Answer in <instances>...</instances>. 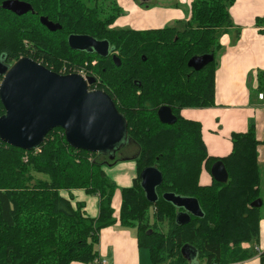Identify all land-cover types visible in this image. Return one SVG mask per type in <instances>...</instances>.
I'll return each instance as SVG.
<instances>
[{"label":"trees","instance_id":"1","mask_svg":"<svg viewBox=\"0 0 264 264\" xmlns=\"http://www.w3.org/2000/svg\"><path fill=\"white\" fill-rule=\"evenodd\" d=\"M23 1L31 10L20 16L0 7V56L7 62L27 56L57 73L63 60L95 58L97 64L89 72L95 82L89 89L106 92L124 116L128 140L136 147V176L119 190L115 216L113 185L104 167L116 164V157L95 160L97 154L108 156L73 148L60 127L31 150L0 140V264H94L99 230L117 221L136 228L137 245L147 249L148 264H233L250 259L245 244L257 239L264 216L257 153L261 141L254 125L232 132L230 153L218 158L208 155L200 123L179 113L214 104L216 55L220 37L232 26L229 7L235 0H193L191 17L178 21L182 28L146 30L113 27L121 14L116 0ZM40 16L61 28L49 31ZM255 25L264 32V16L257 17ZM71 34L107 40L119 65L110 54L71 49ZM204 54L214 59L200 70L188 66L191 57ZM258 82L261 91V72ZM161 105L171 107L174 124L159 121ZM4 112L0 101V116ZM218 160L225 165L227 182L212 178L201 184L202 168L210 172ZM147 166H156L163 176L155 203L146 200L140 186L139 173ZM76 190L98 197L97 216L86 215L84 203L75 200ZM165 192L195 197L203 216L191 215L186 224H178L180 209L162 198ZM257 198L262 205L251 207ZM259 258L264 264V252Z\"/></svg>","mask_w":264,"mask_h":264},{"label":"water","instance_id":"2","mask_svg":"<svg viewBox=\"0 0 264 264\" xmlns=\"http://www.w3.org/2000/svg\"><path fill=\"white\" fill-rule=\"evenodd\" d=\"M0 7L18 16L31 10L30 4L23 0H4ZM39 21L52 32L61 28L60 24L45 16H40ZM67 41L73 50L95 52L101 56L109 54L107 40L71 34ZM112 59L119 65L120 60L115 54ZM213 59L211 54L198 55L191 57L187 64L194 70H200ZM0 75V101L5 109L0 116L2 142L31 150L43 143L49 131L60 127L67 143L73 148L112 154L111 158L126 143V120L106 92L89 89L95 82L94 77L84 78L78 73L60 74L27 56L18 58L10 66L0 62ZM157 117L161 123L168 125L174 124L177 119L168 105L157 109ZM210 174L216 182L225 183L228 180L221 160L212 164ZM139 178L146 200L155 203L158 200L157 187L163 180L161 171L156 166H147L141 170ZM162 198L180 209L175 219L178 224H186L191 215L203 216L195 197L165 192ZM261 205L260 198L250 203L251 207Z\"/></svg>","mask_w":264,"mask_h":264},{"label":"crops","instance_id":"3","mask_svg":"<svg viewBox=\"0 0 264 264\" xmlns=\"http://www.w3.org/2000/svg\"><path fill=\"white\" fill-rule=\"evenodd\" d=\"M180 1L176 0L190 9V14L185 17L187 21L191 17L193 0ZM116 2L121 10L127 9L129 14L118 16L113 27L135 30L162 28L160 26L165 22L184 17L178 7H167L161 11L143 10L136 6L134 0ZM229 14L232 26L220 37L221 48L216 55L214 104L204 108H182L179 113L186 119L200 123L201 136L208 155L218 158L230 153L232 132H245L253 124L256 138L261 141L257 148L261 192L264 190V89L258 90V75L261 72L264 80V32L258 30L255 20L264 16V0H235L229 7ZM260 92L263 93L262 99L258 97ZM125 165L127 164L122 165V169ZM119 166L112 165L111 169ZM133 167L132 180L136 176L135 162ZM109 172L114 173L109 170L106 174ZM211 179L209 170L203 167L200 183L209 184ZM74 194L76 201L84 203L86 215L97 216L98 197L88 195L83 190H76ZM114 199L112 206L116 216L120 204L119 190ZM128 227L130 226H123L117 221L100 229L96 244L97 258L107 259L108 264H148L147 249L137 245L136 229L133 234ZM253 242L259 251L255 249L250 259L233 264H261L259 255L264 252V216L260 221L259 235ZM245 246L248 248V243Z\"/></svg>","mask_w":264,"mask_h":264},{"label":"rangeland","instance_id":"4","mask_svg":"<svg viewBox=\"0 0 264 264\" xmlns=\"http://www.w3.org/2000/svg\"><path fill=\"white\" fill-rule=\"evenodd\" d=\"M134 3L136 4V6L138 8L143 9V10L158 9L159 11H161L163 9L165 10L167 7L168 8L178 7V9L184 13V17L182 19H175L173 22H171V21L165 22L160 27L176 25V26H179L182 28L183 23L180 24V23H178V21H185V17H187V15L190 14L189 13L190 9L188 8V6L183 5L181 3L179 4L176 2V0H134ZM128 14H129V12L127 9L121 10L120 15L127 16ZM149 27L151 28L152 26H149ZM20 57H23V56H20ZM96 64H97V60L95 58H93L91 60H84L83 62H80V63H72L68 60H63L60 64L57 65V69L59 70L61 68H72V69L83 71L84 73H89L93 70V66H95ZM135 151H136V147L133 145V147L126 150L125 152L123 151V152L116 153L112 158L109 157L107 154L106 155L108 157H105V158H101V155H98V154L94 157V159L97 161L98 160L111 161L116 157L115 159L118 160V162L116 164L120 165L119 167H117L115 169H111L110 164L106 165L104 167L106 173L109 170H113V172H114L113 174H111V172H109L107 174L109 181L113 185V195H112V204L113 205L115 203L114 198L117 194V191L120 190L122 187L128 186L130 183H132V177H133V172H134L133 171V168H134L133 167L134 166L133 155H135ZM123 164H127V165H125V167L122 169ZM119 174H121V177H118ZM260 196L263 199V205L261 207V210L264 212V190H261ZM128 229L131 230L133 232V234H135L136 228L130 226V227H128ZM254 244L255 243L253 241L248 242V249H249V252L252 254H254L256 251L255 250L256 246Z\"/></svg>","mask_w":264,"mask_h":264},{"label":"built area","instance_id":"5","mask_svg":"<svg viewBox=\"0 0 264 264\" xmlns=\"http://www.w3.org/2000/svg\"><path fill=\"white\" fill-rule=\"evenodd\" d=\"M58 73H60V74L78 73V74L82 75L84 78L89 76V73H84L83 71L72 69V68H61V69H59ZM258 97L260 99H262L263 93L262 92L258 93ZM256 250L259 251L257 248H256ZM94 264H108V261L105 258H95Z\"/></svg>","mask_w":264,"mask_h":264},{"label":"flooded vegetation","instance_id":"6","mask_svg":"<svg viewBox=\"0 0 264 264\" xmlns=\"http://www.w3.org/2000/svg\"><path fill=\"white\" fill-rule=\"evenodd\" d=\"M109 54L112 56L113 55V52L111 51V47L109 45ZM0 62L3 63L4 65L6 66H10L12 64V62H7V60L5 59L4 56H0ZM131 147H133V145L130 143V141L127 139L126 140V143L119 149H117L113 156L116 154V153H119V152H125L126 150L130 149ZM109 157L112 156V154H107Z\"/></svg>","mask_w":264,"mask_h":264}]
</instances>
